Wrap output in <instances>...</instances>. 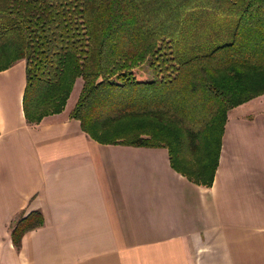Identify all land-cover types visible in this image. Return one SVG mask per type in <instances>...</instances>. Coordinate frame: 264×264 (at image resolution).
<instances>
[{
	"label": "trees",
	"instance_id": "obj_1",
	"mask_svg": "<svg viewBox=\"0 0 264 264\" xmlns=\"http://www.w3.org/2000/svg\"><path fill=\"white\" fill-rule=\"evenodd\" d=\"M25 59L29 124L61 113L104 144L162 147L211 186L231 109L264 95V0H0V72ZM41 211L11 228L23 235Z\"/></svg>",
	"mask_w": 264,
	"mask_h": 264
},
{
	"label": "crops",
	"instance_id": "obj_2",
	"mask_svg": "<svg viewBox=\"0 0 264 264\" xmlns=\"http://www.w3.org/2000/svg\"><path fill=\"white\" fill-rule=\"evenodd\" d=\"M26 81L25 59L0 72V264H264V95L229 111L207 187L166 148L85 133L70 116L79 80L61 113L29 124ZM32 211L43 223L18 250L11 228Z\"/></svg>",
	"mask_w": 264,
	"mask_h": 264
},
{
	"label": "rangeland",
	"instance_id": "obj_3",
	"mask_svg": "<svg viewBox=\"0 0 264 264\" xmlns=\"http://www.w3.org/2000/svg\"><path fill=\"white\" fill-rule=\"evenodd\" d=\"M78 80H79V81H78ZM78 80H77V81H78L79 83H78V85H77V90H79V89H80V88H79V87H80V85H81V84H83V81H82V79H78ZM73 89H74V88H73ZM77 90H76V91H77ZM74 95H76V92H75V94H74ZM72 96H73V90H72V92H71V94H70L69 98H72ZM74 97H75V96H74ZM68 100H69V99H68ZM70 100H71V99H70ZM67 102H68V101H67Z\"/></svg>",
	"mask_w": 264,
	"mask_h": 264
}]
</instances>
